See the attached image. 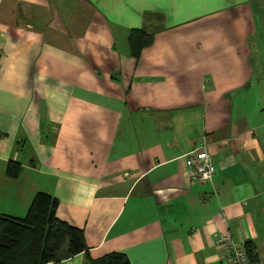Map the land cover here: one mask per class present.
Returning <instances> with one entry per match:
<instances>
[{
    "label": "crops",
    "instance_id": "1",
    "mask_svg": "<svg viewBox=\"0 0 264 264\" xmlns=\"http://www.w3.org/2000/svg\"><path fill=\"white\" fill-rule=\"evenodd\" d=\"M36 193L91 259L220 264L229 235L264 264V0H0V215Z\"/></svg>",
    "mask_w": 264,
    "mask_h": 264
},
{
    "label": "trees",
    "instance_id": "2",
    "mask_svg": "<svg viewBox=\"0 0 264 264\" xmlns=\"http://www.w3.org/2000/svg\"><path fill=\"white\" fill-rule=\"evenodd\" d=\"M153 36L144 29L128 32L129 54L139 59L140 51L149 46ZM20 167L9 162L5 175L9 179L18 176ZM56 200L44 193L32 197L23 217L0 215V264H48L83 254L85 264H130L121 253H108L91 259L88 255L82 230L69 225L54 215ZM251 263L255 259L248 245H244Z\"/></svg>",
    "mask_w": 264,
    "mask_h": 264
},
{
    "label": "built area",
    "instance_id": "3",
    "mask_svg": "<svg viewBox=\"0 0 264 264\" xmlns=\"http://www.w3.org/2000/svg\"><path fill=\"white\" fill-rule=\"evenodd\" d=\"M183 160L192 182H210L214 167L202 147L186 153ZM215 243L223 249L220 264H253L246 254L244 245L235 243L229 235L218 236Z\"/></svg>",
    "mask_w": 264,
    "mask_h": 264
}]
</instances>
